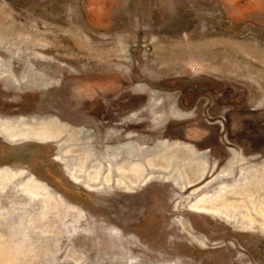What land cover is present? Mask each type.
I'll return each instance as SVG.
<instances>
[{"label":"rangeland","instance_id":"1","mask_svg":"<svg viewBox=\"0 0 264 264\" xmlns=\"http://www.w3.org/2000/svg\"><path fill=\"white\" fill-rule=\"evenodd\" d=\"M0 264H264V0H0Z\"/></svg>","mask_w":264,"mask_h":264},{"label":"bare ground","instance_id":"2","mask_svg":"<svg viewBox=\"0 0 264 264\" xmlns=\"http://www.w3.org/2000/svg\"><path fill=\"white\" fill-rule=\"evenodd\" d=\"M233 205V204H232ZM241 208H245L246 210H248V215H250V211L249 208L247 206V204L245 203H241V206H239ZM252 207H253V211L257 212V204L255 202H252ZM197 209L198 211H209V212H215V213H220V210L218 208H214L213 206H208V205H197Z\"/></svg>","mask_w":264,"mask_h":264}]
</instances>
